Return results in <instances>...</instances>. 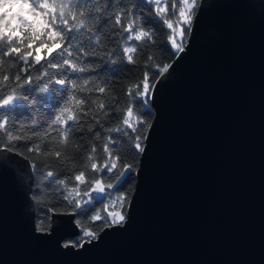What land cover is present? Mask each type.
<instances>
[{
  "label": "water",
  "instance_id": "water-1",
  "mask_svg": "<svg viewBox=\"0 0 264 264\" xmlns=\"http://www.w3.org/2000/svg\"><path fill=\"white\" fill-rule=\"evenodd\" d=\"M196 17L149 102L126 225L65 249L75 218L37 228L30 160L0 152V264H264V0Z\"/></svg>",
  "mask_w": 264,
  "mask_h": 264
},
{
  "label": "snow or ice",
  "instance_id": "snow-or-ice-1",
  "mask_svg": "<svg viewBox=\"0 0 264 264\" xmlns=\"http://www.w3.org/2000/svg\"><path fill=\"white\" fill-rule=\"evenodd\" d=\"M118 4L119 0H0V133L5 137L0 140V152L24 155L17 142L28 141L27 153L51 157L60 165L59 171L46 172L45 179L54 185L48 200L35 194L33 199L45 204L43 216L48 227L40 230L48 232L47 236L62 224L72 225L75 218L80 233L67 234V250L82 249L98 241L105 229L126 225L133 202L126 185L136 179L134 162L146 153L148 131L153 128L144 119L150 114L146 109L157 84L172 67L156 64L149 55L142 78L120 89L127 98L126 106L121 107L108 83H98L92 75L94 58L108 57L116 64L120 57L122 64L126 61L124 67L135 64L139 49L156 43V30L148 24L166 30L161 44L179 56L186 50L197 18L198 0H135L134 6L147 9L143 18L132 7L117 8ZM108 44L115 47L105 51ZM32 92L40 95L30 97ZM53 94L63 103L54 106V117L45 121L43 132L33 127L37 125L35 117L30 124L15 121L17 127L10 130L14 123L11 113L23 110L26 104L51 101ZM112 112L116 124L106 127L103 118ZM74 129L88 136V148L79 143L69 148L76 139ZM53 132L57 135L52 136ZM49 138L55 145L45 151ZM101 140L102 145L97 143ZM29 163L33 170L38 166L33 160ZM45 167L52 169L53 165ZM101 202L102 208L93 211ZM62 216L69 219L62 220Z\"/></svg>",
  "mask_w": 264,
  "mask_h": 264
},
{
  "label": "trees",
  "instance_id": "trees-1",
  "mask_svg": "<svg viewBox=\"0 0 264 264\" xmlns=\"http://www.w3.org/2000/svg\"><path fill=\"white\" fill-rule=\"evenodd\" d=\"M135 0H119V4L116 6L117 8L119 6L124 7H132L133 11L136 13L137 16L146 17L147 16V9L144 7H136L134 6ZM149 28H154L156 30V35L154 36L155 44L152 42H149L147 45L142 46L138 53L136 54V63L133 65H127V67H124V64H126V61H124V64L120 62V57H116L117 63L113 64L111 63L110 59L108 57H104L103 59L100 58H94V63L96 65V70L92 74L96 81L99 82H107L109 85V92L114 93L117 96V101L120 104L121 107H125L127 104V98L123 96L120 93V89L127 85L136 82V80L142 78L143 74V64L147 60V57L149 55H152L155 58V63L159 65H163L164 63H168L172 58L173 54L171 53L170 48L168 50H165V48L162 46L161 42L166 39L165 31L166 30H160L158 28H155L154 25L148 24ZM106 32L110 33L111 29H106ZM115 47L114 44H108L107 47L104 49L105 51L108 48ZM151 63V62H149ZM115 70V74H114ZM150 71H155V68H150ZM30 97L40 95L37 92H32L28 94ZM66 96V94H65ZM57 102L63 103L62 100H60L59 96H56L53 94V100L51 101H41L35 106L26 104L23 110L14 111L11 113V116L14 119V123L10 130H14L17 125L15 124V121H23L26 124H30L33 117H35L37 121V125L33 126L35 129L43 132L44 129L47 128V121L50 117H54V106H58ZM105 102L107 103V97L105 98ZM136 108L138 111L142 110V106L140 104L136 105ZM146 111H149L150 114L145 115L144 119L150 123L153 117V108L149 105V109H146ZM116 113L112 112L109 117L103 118V123L106 127H112L115 126L116 120H115ZM83 123V121H81ZM52 136H56L57 134L53 132L51 134ZM73 135L76 137V139H73L69 145V148L73 147L75 144H83L85 148H88V136L85 135L83 132L75 131L73 130ZM102 135H107V133H103ZM113 136L117 135L115 133L112 134ZM80 137H83V139H80ZM4 134L0 133V140H3ZM38 142V141H37ZM98 144L102 145L103 140L98 141ZM25 144H28L30 146L31 142L28 141H20L17 142L18 150L22 151L24 153V156H27L29 160L36 161L37 168L33 170V195L35 194L40 198L42 201L48 200V194L50 193L51 189L54 187V185H50L48 181L45 179L46 172L48 170H56L59 171L60 165L56 164L53 160V158L48 157L45 158L44 156H37L35 153H27ZM46 147L44 148L45 151H47L49 148L53 147L55 145V141L51 140L49 138L48 141L45 142ZM121 154L123 155V149H120ZM82 155V154H81ZM139 157L134 162L136 168L138 165ZM46 164H52L53 168L49 169L46 168ZM61 178L63 177V173H60ZM129 175H131L129 173ZM134 176V173H133ZM133 181L129 185H126V188L129 190V196L131 194ZM35 201V200H34ZM103 206V203L97 204L96 208L93 209V211H99ZM45 207L44 203H37L35 201V223L37 228H47L48 223L47 219L43 216V209ZM92 213H89L91 215ZM84 227H88L87 221H83ZM98 230V229H94ZM82 235V233H81ZM78 238V237H75ZM66 241H70V239H66ZM65 241V242H66Z\"/></svg>",
  "mask_w": 264,
  "mask_h": 264
},
{
  "label": "rangeland",
  "instance_id": "rangeland-1",
  "mask_svg": "<svg viewBox=\"0 0 264 264\" xmlns=\"http://www.w3.org/2000/svg\"><path fill=\"white\" fill-rule=\"evenodd\" d=\"M16 9H14V11H15Z\"/></svg>",
  "mask_w": 264,
  "mask_h": 264
}]
</instances>
